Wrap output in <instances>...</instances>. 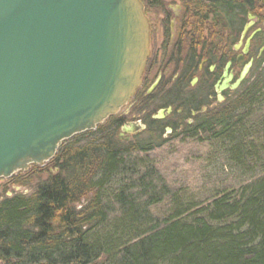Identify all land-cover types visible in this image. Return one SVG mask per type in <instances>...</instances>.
<instances>
[{
  "label": "trees",
  "instance_id": "1",
  "mask_svg": "<svg viewBox=\"0 0 264 264\" xmlns=\"http://www.w3.org/2000/svg\"><path fill=\"white\" fill-rule=\"evenodd\" d=\"M193 1L199 10L204 0ZM213 2L219 68L228 60L235 68L242 59L232 48L247 15L258 13L255 7L264 12V5ZM251 44L248 56L255 58L264 31ZM260 66L254 82L242 89L245 79L236 96L184 134L208 149L226 142L227 158L250 174L247 180L206 198L171 186L150 157L152 142L121 141L116 132L123 121L110 115L96 129L66 139L47 161L51 171L32 164L0 186V264H264ZM35 176L31 193L6 195L11 185H33L28 181Z\"/></svg>",
  "mask_w": 264,
  "mask_h": 264
},
{
  "label": "water",
  "instance_id": "2",
  "mask_svg": "<svg viewBox=\"0 0 264 264\" xmlns=\"http://www.w3.org/2000/svg\"><path fill=\"white\" fill-rule=\"evenodd\" d=\"M247 17L233 46L242 54L260 30L247 35ZM148 35L140 0H0V178L43 165L116 114L141 83ZM251 64L234 79L226 61L215 89L236 90Z\"/></svg>",
  "mask_w": 264,
  "mask_h": 264
},
{
  "label": "flooded vegetation",
  "instance_id": "3",
  "mask_svg": "<svg viewBox=\"0 0 264 264\" xmlns=\"http://www.w3.org/2000/svg\"><path fill=\"white\" fill-rule=\"evenodd\" d=\"M250 1L253 6L257 3L264 5V0ZM150 2L154 4L155 11L154 17L148 15V18L146 15L149 27L146 64L140 77L141 83L123 106L124 115L130 113L133 107L140 108L141 113H147L149 122L140 116L137 120L124 123L118 138L126 143H129L130 136L144 128L150 129L157 136L159 132L171 134L172 137L184 136L189 132L186 129L192 128L195 122L205 119L213 113L211 111L221 109L226 92L231 91L215 89V85L221 81L224 65L220 71L213 0L202 1L201 5L204 6L201 8L200 5L199 10L193 0H170L161 5L156 0ZM146 9L144 7V11ZM255 9L258 13L252 15L254 23L249 29L254 31L259 28L257 34L264 31V12ZM248 21L247 17L245 25ZM263 47L257 50L256 58L262 56ZM251 48V42L246 54H242L241 49L234 51L232 48L236 52V60L248 56ZM249 59H252L253 64V56ZM236 76L233 73L234 79ZM153 103L156 105L151 108ZM149 108L152 112L148 111ZM167 108L171 109L168 113L165 111ZM129 123L143 128L126 132L123 127Z\"/></svg>",
  "mask_w": 264,
  "mask_h": 264
},
{
  "label": "rangeland",
  "instance_id": "4",
  "mask_svg": "<svg viewBox=\"0 0 264 264\" xmlns=\"http://www.w3.org/2000/svg\"><path fill=\"white\" fill-rule=\"evenodd\" d=\"M142 1L143 2L141 3H143L144 7L147 8L146 11H144L145 16H153L155 8L154 4L150 3L154 2H150V0ZM168 1L170 0H156V3L161 5L162 3H167ZM249 31H251V29L247 31V35ZM249 57L250 56L246 58L243 57L242 60L239 61V63L235 66V68H233V73L235 76ZM259 59L260 57L254 58L253 64L251 65L252 67L247 74V83L242 86V89H245L247 85L257 79L256 73L258 74V71L261 69L260 65L264 63V60L261 61V59ZM221 69L222 67H220V71ZM242 89L239 87L238 90H231L230 92L227 91L228 93L226 92L225 94L224 102L227 100L226 98L236 96ZM155 105L156 104L153 103L150 105V107L152 108ZM151 108H149L148 111H150ZM123 111L124 108L122 107L118 110L119 115L116 114V116L123 121L118 126V130L116 132L117 138L120 128L124 123L137 120L140 116L143 120L149 122L147 113H141L140 108L137 109L133 107L131 112L126 115H124ZM150 112H152V110ZM211 112L215 113L216 111ZM207 116H209V114ZM141 128H143V126ZM161 134L163 133L159 132V136H157L156 133H152L150 129L144 128L137 134L130 136L129 143L132 142L134 144H139L145 141L152 142L154 148L149 153L150 157L155 159L157 162V167L161 170L163 177L168 180V183L171 186H187L189 189H191L190 192L194 194V196L196 195L201 198H206L222 188L230 186L236 187L237 185L241 184V182L247 180L250 177L248 172H244L243 170L236 168L234 165H232L229 157L227 158V155L225 154V150L227 149L226 142L217 143L213 145L211 149H208L205 144L197 142L196 139L194 140L186 138L185 136L182 138L178 135H174L172 137L171 134ZM120 140L123 141L121 138ZM45 165L47 166V161L43 162V165H39V168H43ZM47 168L51 171L53 167L49 164ZM6 179L7 178L4 177L0 178V186L7 183ZM37 179L38 177L35 176L31 181H28L29 184L34 183L33 185L22 187L14 185L9 186L7 191L5 190L6 195H10L12 191L21 193L24 192L26 194L31 193L32 188L38 181ZM83 203H85V201H81L78 206H81Z\"/></svg>",
  "mask_w": 264,
  "mask_h": 264
}]
</instances>
